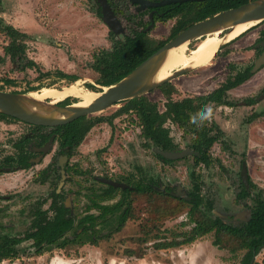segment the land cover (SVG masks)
<instances>
[{
    "label": "rangeland",
    "instance_id": "obj_1",
    "mask_svg": "<svg viewBox=\"0 0 264 264\" xmlns=\"http://www.w3.org/2000/svg\"><path fill=\"white\" fill-rule=\"evenodd\" d=\"M95 1L0 0V16L5 23L27 33L26 54L38 63L41 70L53 72L58 69L76 74L82 79V86L90 83L99 91L102 88L96 82L98 72L92 65V55L99 48H110L111 37L108 26L96 13ZM120 19L125 26L124 32H128V22L123 17ZM174 21L175 18L154 21L148 35L157 40L165 39ZM262 27L247 28L242 35L219 49L208 62L172 78L170 81L176 91L171 97L180 99L207 93L230 73L229 63L238 68L251 65L261 50L260 46L255 48V41ZM114 34L122 36V33ZM9 40L0 31V89L20 91L29 85L61 87L67 84L66 79L54 73L40 78L35 68L19 69L18 63L4 51ZM198 42L194 39L186 46L190 48ZM226 49L229 51L224 53ZM5 78L11 82H6ZM263 88L264 65L228 91L233 105H212L213 120L222 132V141L212 144L210 154L213 161L208 166L194 164L191 154L163 162L154 155L152 147L144 144L135 115L124 112L115 115L110 124L96 122L70 151L63 170L56 142L47 152L37 150L30 167L0 173V221L6 226L4 230L22 234L30 223L31 204L44 197L47 199L42 207L46 208L54 188L63 192L64 200L78 217L87 211V194L91 185L95 191L104 187L97 176L116 180L130 172L135 177L152 175L159 179L161 187H172L174 190L181 185L188 192L192 185L191 170L199 175L200 192L211 200L212 213L224 218L235 214L232 221L238 223L242 220L239 215L247 216L248 204L252 203L249 197L235 198L240 185L242 160L246 162L248 178L254 183V190L264 188ZM145 94L157 102L159 109L164 108L165 98L158 88ZM248 98H253V102H249ZM119 106L120 103H115L87 115L108 116L116 113ZM167 125L180 149L188 147L190 135L174 123L167 121ZM29 128V124L22 120H0V158L15 151L13 142ZM52 160L58 168L56 179L48 176L40 181L41 175L37 171ZM117 198L118 194L103 203H112ZM134 198L133 217L109 239L101 238L97 244L70 243L52 247L41 254H34L31 248L29 255L4 259L0 264H240L245 249L231 253L225 248H218L211 242L213 233L179 246L156 247L154 242L172 239L175 233L189 230L192 224L186 219L187 205L165 194H139ZM90 211L97 212L96 209ZM29 244L30 240H24L20 246L28 248ZM125 248H133L134 253L127 254ZM141 252L142 256H137ZM255 262L264 264V246L254 256L252 264Z\"/></svg>",
    "mask_w": 264,
    "mask_h": 264
},
{
    "label": "trees",
    "instance_id": "obj_2",
    "mask_svg": "<svg viewBox=\"0 0 264 264\" xmlns=\"http://www.w3.org/2000/svg\"><path fill=\"white\" fill-rule=\"evenodd\" d=\"M107 1L115 14L119 18L123 17L128 22L129 29L128 32H123L121 37H117L109 29L110 48H99L93 53L92 65L98 72L96 82L100 85H109L122 78L164 42L174 37L189 24L204 19L217 11L235 7L247 0H183L156 6L153 21L175 18L168 36L160 40L150 37L148 30H145L150 22L147 14L151 7L136 11L129 0ZM95 4L96 13L101 16L98 2L95 1ZM258 25H263V27L260 29L256 42L264 39V19L251 27ZM0 31L10 39L4 46V51L12 60L18 63L19 69L35 68L38 71L37 77L40 78L53 73L59 78L66 79L67 82L78 78L76 74H69L58 69L53 72L51 70H41L38 63L26 54L27 33L5 23L1 16ZM232 40L221 45L219 49L228 45ZM228 51L229 49H226L224 53ZM228 67L230 73L225 79L205 94L187 95L180 99H173L171 95L176 91V87L171 81L163 82L157 87L165 98L163 109H159L157 102L149 99L146 94H141L119 101L120 106L116 113L114 112L108 116L81 115L71 121L55 126L31 124L24 121L29 124L30 128L13 142L15 151L0 158V173L5 170L12 171L30 167L32 158L37 152L35 148L43 146L51 136H53V142H56L57 145L56 152L66 154L69 157L70 151L81 142L84 135L96 122L106 121L110 124L113 117L121 112L135 115L136 122L140 127V136L145 140L144 144L152 148L180 149L170 135L167 121L177 124L183 129L184 133L190 135L188 147L193 150L191 155L194 164L208 166L213 161L210 148L214 142L222 141V132L213 119L211 122L206 121L202 127H197L196 124L191 122V117L201 111L205 105H233V102L228 98V91L253 74L251 71L252 64L238 68L229 63ZM5 79L6 82H11V80ZM85 86L97 90L90 83H85ZM39 87L41 86L29 85L23 90L14 91L27 92ZM73 99L75 98L67 96L58 103H69ZM248 100L253 102L254 99L248 98ZM6 119L20 120L0 112V120ZM40 152L42 153V151ZM153 153L163 162L173 160L165 158L159 153ZM137 168L139 169V167ZM57 170L54 160L50 161L44 168L37 171L41 175L39 180L44 181L48 176L56 179ZM190 177L192 185L190 190L186 192L187 197L173 194L170 187H161L157 177L152 175L135 177L132 172L127 176L116 179L127 184L124 188L101 182L104 187L95 191V188L91 185L87 194L89 199V203L86 205L87 211L78 217L66 205L63 192L54 188L49 194L50 200L46 208L42 207L47 199L44 197L31 204L29 208L30 223L22 234L6 232L4 230L5 224L0 221V261L4 259L12 260L20 255H29V249L31 248L34 254H41L52 247H63L70 243L83 244L89 242L97 244L101 238L109 239L114 232L122 229L129 218L133 217L135 195L165 194L186 203V219L192 225L188 231L175 233L172 239L154 242L156 247L179 246L190 243L208 233H213L211 241L213 245L218 248H225L231 253H235L238 249H245L240 264H252L253 255H256L264 246V188L254 190L255 185L250 178H248V187L240 180L235 198L241 200L249 197L252 203L248 204L246 219L235 223L232 221V214L224 218L212 213L211 200L204 197L200 192L201 181L199 175L195 170H191ZM116 194H118V198L114 202L103 203L104 200L110 199ZM90 209H96L97 212L94 213ZM97 224H99L98 227ZM103 228H105L104 232L102 231ZM24 240H30L28 248L20 246V243ZM133 250V248H125L124 251L127 254H133ZM137 256H142V252ZM255 264L259 263L255 262Z\"/></svg>",
    "mask_w": 264,
    "mask_h": 264
},
{
    "label": "water",
    "instance_id": "obj_3",
    "mask_svg": "<svg viewBox=\"0 0 264 264\" xmlns=\"http://www.w3.org/2000/svg\"><path fill=\"white\" fill-rule=\"evenodd\" d=\"M100 6V13L103 22L114 33L123 32L124 26L120 18L115 14L107 0H96ZM135 4V10H141L146 7H156L171 2H181L183 0H129ZM149 24L145 27L148 30L153 24V13H149ZM264 19V0H247L235 7H230L215 12L214 14L197 20L187 27L181 29L174 37L164 42L159 48L153 51L140 63H138L131 71L124 75L119 80L109 85H101L98 96L95 97L89 104L85 106H76L71 101L69 103L60 104V100L49 102V99H33L28 96L27 92L8 91L0 89V112L14 116L20 120L31 124H39L46 126H55L66 123L81 115H87L93 112L100 111L106 107L118 103L121 100L132 98L157 88L165 81H170L172 78L183 74L189 67H178L171 73L160 80L154 79V74L166 57L167 51L181 43L197 39L208 33L215 32L220 29H229L230 27L240 24L253 22L256 24ZM223 45V44H221ZM220 45V46H221ZM264 45V42H263ZM219 46V48H220ZM218 48V49H219ZM264 65V50L256 57L251 67L254 72ZM87 88V87H85ZM92 90L90 88H87ZM53 143V136L40 147L35 150L47 152ZM153 151L161 154L165 158L176 159L184 157L192 152V149L185 147L181 150H163L158 147H153ZM66 155L62 154L59 158L61 170L64 169ZM240 175L245 185L248 183V173L246 162H241ZM113 186L126 187L124 182L114 180L109 177H96ZM58 188V187H57ZM59 191V189H57ZM175 195L187 197L185 190L181 185L177 189L171 191ZM66 202V200H65ZM66 205L68 203L66 202ZM235 218V217H234ZM255 254L252 257L254 258Z\"/></svg>",
    "mask_w": 264,
    "mask_h": 264
},
{
    "label": "bare ground",
    "instance_id": "obj_4",
    "mask_svg": "<svg viewBox=\"0 0 264 264\" xmlns=\"http://www.w3.org/2000/svg\"><path fill=\"white\" fill-rule=\"evenodd\" d=\"M254 25L253 22L236 24L229 29H220L208 33L196 39L198 43L188 48L187 42L171 47L166 54L165 59L154 74L155 80L167 77L171 71L178 67H197L210 60L217 52L219 46L245 31ZM82 79L75 80L72 83L61 87L42 86L27 92L28 96L33 99H49V102L62 100L67 96L76 97L73 103L76 106H85L98 96V90L92 91L82 86Z\"/></svg>",
    "mask_w": 264,
    "mask_h": 264
},
{
    "label": "clouds",
    "instance_id": "obj_5",
    "mask_svg": "<svg viewBox=\"0 0 264 264\" xmlns=\"http://www.w3.org/2000/svg\"><path fill=\"white\" fill-rule=\"evenodd\" d=\"M214 115V107L212 105H205L195 116L191 117V122L197 127H202L204 123L211 122Z\"/></svg>",
    "mask_w": 264,
    "mask_h": 264
},
{
    "label": "flooded vegetation",
    "instance_id": "obj_6",
    "mask_svg": "<svg viewBox=\"0 0 264 264\" xmlns=\"http://www.w3.org/2000/svg\"><path fill=\"white\" fill-rule=\"evenodd\" d=\"M129 2H130V1H129ZM130 3H131V2H130ZM132 4H133V7L135 8V4H134V3H132ZM148 7H149V6H148ZM148 7H146V8H148ZM146 8H144V9H146ZM154 8H155V7H151V9L149 10L147 16L149 15V13H150L151 11H152V13H154V10H155ZM134 10H135V9H134ZM141 10H143V9H141ZM137 11H138V10H137ZM120 20H121V19H120ZM149 20H150V19H149ZM121 22H122V21H121ZM123 26H124V25H123ZM123 32H124V30H123ZM123 32H121V33H123ZM243 32H244V31H243ZM259 32H260V30H259ZM119 34H120V33H119ZM240 34H241V33H240ZM240 34H239V35H240ZM255 42H256V41H255ZM263 42H264V39L261 40V41H257L256 44H255V46H256L255 48H257V47H259V46L261 47L260 53L264 50ZM260 53H259V54H260ZM259 54H258V55H259ZM258 55H257V56H258ZM255 59H256V58H255ZM253 63H254V62H253ZM253 63H252V65H253ZM78 79H80V78H77V79H75V80H78ZM75 80L68 81L67 84L72 83V82H74ZM67 84H65V85H67ZM62 86H63V85H62ZM41 87H42V86H41ZM41 87H40V88H41ZM85 87H87V86H85ZM87 88H89V87H87ZM87 88H86V89H87ZM90 89H92V88H90ZM33 90H34V89H33ZM88 90H89V89H88ZM92 91H96V89H92ZM72 97H73V96H72ZM74 98H75V99H73V100H71V101H76V100H77L76 97H74ZM71 101H70V102H71ZM247 101H248V100H247ZM215 123H216V122H215ZM174 124H175V123H174ZM216 124H217V123H216ZM176 125H177V124H176ZM189 148H190V147H189ZM181 149H183V148H181ZM181 149H178V150H181ZM190 149H192V148H190ZM192 151H193V150H192ZM191 153H192V152H191ZM191 153H190V154H191ZM59 155H62V154H59ZM65 155H66V154H65ZM66 158H68L67 155H66ZM181 158H182V157H181ZM64 164H65V163H64ZM240 169H241V168H240ZM247 173H248V170H247ZM102 177H106V176H102ZM240 180H242L241 175H240ZM242 181H243V180H242ZM103 183H105V182H103ZM245 186H247V185H245ZM170 188H172V187H170ZM176 189H177V186L174 188V190H176ZM172 190H173V189H172ZM174 190H173V191H174ZM241 215H242V214H240L239 216L242 217V220L246 219V216H245V215H244V216H243V215L241 216ZM232 216H233L232 218H234V217H235V214H232ZM225 217H227V216H225Z\"/></svg>",
    "mask_w": 264,
    "mask_h": 264
}]
</instances>
